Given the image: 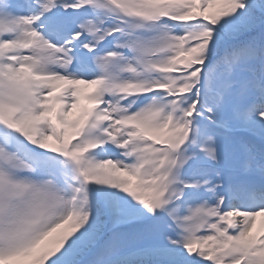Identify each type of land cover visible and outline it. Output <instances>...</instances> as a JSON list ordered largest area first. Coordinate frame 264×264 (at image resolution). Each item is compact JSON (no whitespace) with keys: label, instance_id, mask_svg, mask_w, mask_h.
Wrapping results in <instances>:
<instances>
[{"label":"snow or ice","instance_id":"obj_1","mask_svg":"<svg viewBox=\"0 0 264 264\" xmlns=\"http://www.w3.org/2000/svg\"><path fill=\"white\" fill-rule=\"evenodd\" d=\"M0 264H264V0H0Z\"/></svg>","mask_w":264,"mask_h":264}]
</instances>
